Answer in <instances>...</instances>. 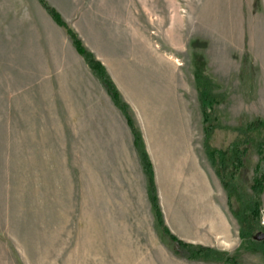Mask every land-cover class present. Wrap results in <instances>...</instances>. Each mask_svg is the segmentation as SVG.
I'll return each instance as SVG.
<instances>
[{
  "label": "rangeland",
  "instance_id": "374dc122",
  "mask_svg": "<svg viewBox=\"0 0 264 264\" xmlns=\"http://www.w3.org/2000/svg\"><path fill=\"white\" fill-rule=\"evenodd\" d=\"M46 1L120 74L122 58L154 60L139 73L162 84L166 102L185 80L193 139L201 124L196 57L213 93L225 94L214 104L212 146L228 147L235 128L264 120V0ZM70 40L38 0H0V264H211L168 248L142 202L120 118ZM248 151L247 182L259 161Z\"/></svg>",
  "mask_w": 264,
  "mask_h": 264
},
{
  "label": "crops",
  "instance_id": "0c3cea01",
  "mask_svg": "<svg viewBox=\"0 0 264 264\" xmlns=\"http://www.w3.org/2000/svg\"><path fill=\"white\" fill-rule=\"evenodd\" d=\"M153 61L145 62L133 57L122 58L120 62L122 74L119 73L120 69L112 68L110 62H101L113 79L121 100L126 103L134 127L141 136L143 147L152 164L158 204L164 222L175 236L185 242L213 247L230 254L241 253L244 258L264 257L262 252L252 250L251 245L250 248H240L239 223L230 210L227 192L204 149L201 106L199 113L201 124L198 130L200 135L196 140L188 129L191 118L188 116L185 80L183 90L177 88L174 93L170 91L171 99L166 102L162 84L154 87L153 80L149 81L139 73L143 69L140 66L145 65L148 70L150 65H155ZM176 63L182 64L179 59H176ZM88 68L90 69L89 66ZM109 99L122 123L124 138L130 141L142 182V202H147L152 209L148 177L143 171L140 155L134 146L132 131L122 111L114 105L110 97ZM247 147L249 149L250 145L247 144ZM250 157L249 151L243 155L242 166L235 175V180L247 191L251 181L247 182L240 177ZM260 197L261 204L264 205V187ZM135 243H139V240ZM166 243L170 249L171 240Z\"/></svg>",
  "mask_w": 264,
  "mask_h": 264
},
{
  "label": "trees",
  "instance_id": "16d2710c",
  "mask_svg": "<svg viewBox=\"0 0 264 264\" xmlns=\"http://www.w3.org/2000/svg\"><path fill=\"white\" fill-rule=\"evenodd\" d=\"M38 2L52 19L66 30L77 52L85 59L92 72L99 78L114 105L124 114L132 131L134 146L140 155L143 171L148 177L149 198L156 222L162 229L164 235L171 240L173 252L177 256L189 260L241 264L238 261L237 254H230L227 251L218 250L213 247L185 242L170 231L164 222L158 204L152 164L143 147L141 136L134 127L133 121L127 111V105L120 98L116 85L109 76L105 66L84 45L78 33L66 23L59 11L46 0H38ZM205 65L206 62L203 57H196L194 59V81L202 111L204 149L227 192L230 210L239 223L240 248L243 249L247 245H251L253 250L260 251L264 255V239H254L255 234L261 230L258 223V216L261 206L260 196L264 187V166H262V162L264 161V120L255 119L246 123L244 126L235 128L234 130L237 132V135L230 146L225 148L212 146L209 142L211 133L214 129L219 128L214 104L221 102L225 94L213 93V89H216L217 86L206 73ZM247 144L252 145L259 154V161L255 165L254 176L249 185L250 192L235 180V175L242 166L243 155L247 152Z\"/></svg>",
  "mask_w": 264,
  "mask_h": 264
},
{
  "label": "built area",
  "instance_id": "2783aa9c",
  "mask_svg": "<svg viewBox=\"0 0 264 264\" xmlns=\"http://www.w3.org/2000/svg\"><path fill=\"white\" fill-rule=\"evenodd\" d=\"M258 223L261 228L264 230V206L260 208L259 217H258Z\"/></svg>",
  "mask_w": 264,
  "mask_h": 264
},
{
  "label": "water",
  "instance_id": "95a60500",
  "mask_svg": "<svg viewBox=\"0 0 264 264\" xmlns=\"http://www.w3.org/2000/svg\"><path fill=\"white\" fill-rule=\"evenodd\" d=\"M255 240H263L264 239V231H259L255 234Z\"/></svg>",
  "mask_w": 264,
  "mask_h": 264
}]
</instances>
